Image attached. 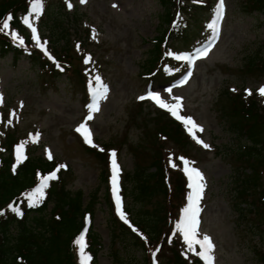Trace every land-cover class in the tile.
Here are the masks:
<instances>
[{"label":"rangeland","instance_id":"1","mask_svg":"<svg viewBox=\"0 0 264 264\" xmlns=\"http://www.w3.org/2000/svg\"><path fill=\"white\" fill-rule=\"evenodd\" d=\"M31 1L26 0L25 10L19 15L22 20L30 13L28 4ZM202 1L204 4L211 3L213 8L203 12L204 27L196 31L195 27L192 28L195 31L193 39H196L190 43L194 49L186 50L187 44L183 41L176 39L172 43V36L168 37V50L172 53H186L182 57L195 58L197 52L202 51L199 48L212 45L206 57L194 59L193 64L187 66L191 72L181 81L178 80L184 69L180 73L174 72L173 78L163 79L158 75L152 79L141 77L149 69L144 70L142 63L152 45L151 39L166 30L158 22L163 12L158 0H86L84 3L81 0H57L59 5L66 6V13L58 9V26L65 27L70 34L67 43L70 46L73 44L75 52L68 49L71 66L55 79H49L46 72L37 73V66L31 64L25 54L15 63L10 54L0 56V97L3 98L0 102V135L4 132L13 135L10 145L15 158L16 149L22 144L24 156L49 159L51 153V159L56 164L68 168V172L63 175L65 188L71 192L81 190L84 205L88 197L95 194L89 221L92 232L98 234L100 242L95 264H165L160 263L156 248L153 251L158 260L151 257L146 259V251L153 243L143 245V250L134 249L130 241L124 239L111 243L108 222L110 212L105 198L106 183L102 181V176H105L107 167V178L111 180L110 154L113 151L117 154L120 168V193L123 183L127 188L129 186L124 180V173L131 172L138 165L149 166L152 154L159 155V164L165 163L169 170L183 172L181 157L194 162L192 166L203 173L206 184L199 203L202 211L199 214L198 239L205 235L211 238L215 246L214 264H260L253 250H264V240L260 241L258 235L253 234L251 228L238 219L232 209L231 178L232 167L236 162L231 153L237 147V140L226 130V123L219 115L217 106L220 104V91L226 86L237 93L243 89L245 95L250 90L251 96L264 105V96L258 94V90L264 87V71L255 72L243 79L238 74L245 55L256 50L264 55L263 17L255 11L248 12L242 8L244 0H223V16L218 22L217 37L209 26L217 22V4L220 0H194L199 3ZM42 3V14L38 19L33 15L32 19L37 35L44 44L46 38L41 26L47 17L44 14L45 8L48 4L52 5V0H42ZM182 9L184 14L191 13L193 9L198 10L185 3ZM8 13L5 12L2 18ZM23 25L32 35L33 46L40 48L33 39L31 29ZM58 41L61 42L60 39ZM58 56L62 57V54L58 52ZM88 57L91 60L86 63ZM72 67L73 72H70ZM97 76L108 91L99 100V110L90 113L94 100L93 90L99 87L95 82ZM149 93L159 95L168 104L175 103L174 97L181 98L180 115L191 117L203 128L196 135L209 147L204 148L196 143L188 133L191 140L186 142L185 148H177L169 141L162 142L160 152H156L159 146L155 143L153 122L161 116L166 120L161 112L168 111L151 99H139ZM221 101L226 104L223 99ZM90 114L93 118L87 120ZM173 121L182 131L188 132L181 121ZM82 124H86L90 130L92 144L96 147L88 145L96 150L106 149V167L81 143L78 134L84 135L77 129ZM148 133L151 137L155 135V139H149ZM37 136L38 139H35ZM169 157L177 164L176 168L170 167ZM152 170L154 168L150 167ZM167 175L164 170V182H167ZM174 176L175 173H171L170 181L176 192L171 198L174 208L170 222L174 223L171 232L177 235L180 233L176 232L175 225L181 219L188 200L181 201V190L176 186L178 184L174 182ZM262 182L264 187V171ZM161 198L162 195H158L157 199L151 198L150 203L147 202L142 208L150 210L153 205L162 204ZM131 201V195L127 193L122 204L127 219L132 221L131 215L138 205ZM50 207L48 203L47 210ZM127 208L128 211L125 210ZM78 238L76 236V240ZM75 245L79 251L78 245ZM184 246L182 250L187 258L196 256L187 251L185 243ZM116 248L119 256L117 262L110 255ZM196 250L199 251V246ZM77 263L81 264L78 256Z\"/></svg>","mask_w":264,"mask_h":264},{"label":"trees","instance_id":"2","mask_svg":"<svg viewBox=\"0 0 264 264\" xmlns=\"http://www.w3.org/2000/svg\"><path fill=\"white\" fill-rule=\"evenodd\" d=\"M158 2L163 11L158 22L166 30L164 29L165 31H161L151 39L152 45L146 60L142 63L144 70L149 69L141 76L149 79L153 78V75L163 76L173 67L174 61L171 56L166 55L169 46L168 37L172 36V43L180 39L188 46L193 40L195 31L201 27L203 12L206 11L205 5H195L190 2L189 4L188 0H158ZM184 3L190 8L197 7L198 10L193 9L189 14L174 18V13L184 12L182 9ZM50 4L45 8L44 14L47 17L41 27L53 59L50 60L30 45L29 35L23 29L19 18L25 10L26 0H0V20L5 12H10L13 17L11 26L24 37V44L20 45L10 36V33L0 30V56L10 54L11 60L15 63L27 52L26 57L31 64L37 66V73L45 74L46 72L47 77L52 80L61 75L58 65L65 71L70 68L68 49L71 48L74 51V48H72L73 44L70 46L67 43L70 34L66 28L58 26V9L65 12L64 6L59 5L57 0H52V5L49 6ZM242 8L262 15L264 27V0H244ZM63 15L66 16L64 13ZM193 27L196 28L195 31ZM58 52L62 54V57L58 56ZM166 67L167 69L164 70L163 68ZM262 71H264V55L256 50L244 56L239 65L238 74L243 79ZM70 72H73V67ZM226 87L220 91V104L217 110L226 123V130L237 140V147L231 153L232 159L236 162L232 167L231 178L232 209L237 218L243 220L254 232L253 234L256 233L260 241H263L264 105L256 101L253 96L245 95L243 89L237 93ZM222 99L226 104L221 101ZM161 114L166 117V120L160 115L161 117L153 122V130L156 133L155 143L159 146V148L156 147V152H160L162 142L169 141L177 148H185L189 137L165 112ZM12 138L13 135L7 132L0 135V264H76L72 240L81 226L83 212H89L92 216L95 194H91L84 205L81 190L71 192L65 188L63 175L68 172L67 168H61L54 161L45 160L41 156H28L21 162L15 160L11 153ZM150 138L154 140L155 135L153 137L150 135ZM85 149L95 154L97 160L102 161L105 167L107 166L105 150L99 152L94 148L85 147ZM159 158V155L152 154L149 166L138 165L131 172H125L124 180L129 186L127 188L124 183L122 185V194L126 196L129 193L133 200L131 202L138 205L131 219L134 226L147 237L148 242L135 236L116 221L105 190L108 212H110L108 215L110 240L111 243L121 242L122 239L130 241L131 246L137 250H143V245L147 243L157 244L159 245L158 256L162 263L186 264L188 259L182 254L181 242L176 238V234L170 235L171 222H169L174 208L171 198L176 192L175 186L171 184L170 175L171 173L176 175L174 182L181 190V201L185 190L184 178L179 170H169L165 163L159 164ZM54 167H57V178L49 181L43 201L37 206L30 207L25 192L31 188L38 174L51 171ZM150 167L154 170L150 171ZM164 170L168 173L165 176L167 182H164ZM107 175L106 167L105 176L101 174L104 183L107 182ZM158 195H162V204L153 205L150 210L142 208L147 202L150 203L151 198L157 199ZM48 203L51 207L47 210ZM14 208L18 209V212L13 211ZM126 210L128 211V208ZM87 237L88 250L92 256V263L95 264L96 252L100 246L99 236L92 232L90 227ZM154 239L155 242H152ZM253 252L260 264H264V250L256 248ZM110 255L115 261L118 260L117 248ZM198 263L197 257L191 258L189 262V264Z\"/></svg>","mask_w":264,"mask_h":264},{"label":"snow or ice","instance_id":"3","mask_svg":"<svg viewBox=\"0 0 264 264\" xmlns=\"http://www.w3.org/2000/svg\"><path fill=\"white\" fill-rule=\"evenodd\" d=\"M82 3L86 2V0H81ZM223 0H220L218 9H217V22L211 24L209 27L213 30V32L218 37L219 35V25L218 22L223 16ZM43 12V3L42 0H32L31 6H30V13L29 15H26L23 18V23L31 29L33 34V39L35 40L36 44L45 51V54L47 55V51L44 48V44L41 43L39 36L37 35V30L33 26L34 21L32 19V16L34 15L35 18H39V16ZM13 17L9 15L6 17L2 23V26H0V30H8L10 28V22L12 21ZM12 38L14 40H17L20 45L24 44V41L22 38L18 36L16 32L11 33ZM95 38V37H93ZM212 45L210 44L208 47L204 48L202 51H198L195 58L193 57H179V59L183 60H189L192 62L194 59H199L206 57L208 52L211 50ZM49 59H52L51 56H49ZM91 57H88L85 61L86 63L90 62ZM95 82L99 86L93 90V104L90 108L91 112H96L99 110V100L104 98L106 96V93L108 91L107 87L104 86L100 80V77H95ZM187 81L185 80L184 83ZM235 91V90H233ZM169 92L171 90L169 89ZM258 94L260 96H264V87L260 88L258 90ZM247 95H252L250 90H247ZM139 99H151L153 100L159 107L167 110L171 113V115L176 118L177 120L181 121L186 127V130L188 131L189 135L192 136V138L196 141V143L201 144L204 148H208L209 146L204 143L201 139H199L196 135L197 132H202L203 128L198 126L196 122L191 117H184L180 115V112L182 110V100L179 97H174L175 103L168 104L164 100L161 99L159 95H154L149 93L146 97H140ZM3 98L0 97V102H2ZM93 117L90 114L87 117V120H91ZM78 132H81L84 137L86 143L90 144L93 147H96L95 144H92L91 140V132L87 128L86 124H82L78 129ZM38 139V136L35 138ZM100 151H103V149H100ZM111 171H112V177H111V185H112V193L114 196L115 204L117 212L120 216V218L124 221V223L128 224V219L123 211V204L122 199L119 194L120 188H119V175H120V168L117 163L116 159V152L113 151L111 154ZM16 157L17 161L21 162L23 159H25L24 156V145H20L16 149ZM51 153H49V159H51ZM180 161L183 165V172L188 180L187 187L190 189V193L187 197L188 203L187 206L183 209V214L181 219L176 223L175 230L176 232L180 233L183 237L184 243L187 245V251L192 252L194 255L198 256L204 264H214V249L215 246L211 240V238L207 235L203 236L202 239H198V229H199V214L202 211V209L199 206V203L201 199L203 198V192L206 187L205 184V178L203 173L193 167L194 162H190L187 159L181 157ZM169 165L172 168H176L177 164L173 162L172 158L169 157ZM64 167V166H61ZM56 174L52 173L51 175L41 177L40 180V186L32 193H29L27 196V199L29 201V206L34 207L37 206L38 203L42 202L44 199V192L45 189L48 187V183L51 180H55ZM13 211H17L18 209H13ZM19 214V213H18ZM131 227V225H129ZM133 231H137L135 228L132 229ZM78 245L79 248V256L81 260V264H89L91 261V256L87 255L85 252L86 249V241H85V235L82 234L75 242ZM199 246V251L196 250V247ZM156 251H159L157 249ZM153 257H155V252L153 253Z\"/></svg>","mask_w":264,"mask_h":264}]
</instances>
